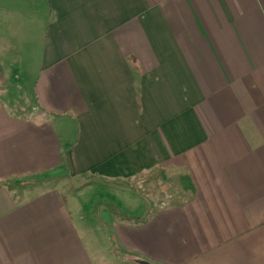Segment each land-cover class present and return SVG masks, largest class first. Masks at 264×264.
<instances>
[{
  "label": "crops",
  "instance_id": "0c3cea01",
  "mask_svg": "<svg viewBox=\"0 0 264 264\" xmlns=\"http://www.w3.org/2000/svg\"><path fill=\"white\" fill-rule=\"evenodd\" d=\"M155 171L187 197L145 195L108 255L57 188L9 187ZM114 245L151 264H264V0H0V264H137Z\"/></svg>",
  "mask_w": 264,
  "mask_h": 264
},
{
  "label": "rangeland",
  "instance_id": "374dc122",
  "mask_svg": "<svg viewBox=\"0 0 264 264\" xmlns=\"http://www.w3.org/2000/svg\"><path fill=\"white\" fill-rule=\"evenodd\" d=\"M9 183L10 188L23 195L30 190H43L50 186L57 188L90 252L100 248L104 255L110 253L108 246H112L113 227L121 223L119 218L126 222L138 216L143 220L153 207L154 203L145 195L156 199L154 201L168 199L173 205L182 202L188 195L184 194L175 176L157 171L136 177L130 181V186L70 179L61 173L49 178L48 174H43Z\"/></svg>",
  "mask_w": 264,
  "mask_h": 264
},
{
  "label": "trees",
  "instance_id": "16d2710c",
  "mask_svg": "<svg viewBox=\"0 0 264 264\" xmlns=\"http://www.w3.org/2000/svg\"><path fill=\"white\" fill-rule=\"evenodd\" d=\"M181 183H182V185L184 186L185 189H187L189 192L190 191L192 192V187L190 186V184H189L190 181L188 180L187 177H182L181 178ZM112 251H113L114 255L117 258H119L120 260H122L124 262H135L136 260H138L135 257L127 255V254L123 253L122 251H120V249L117 248L116 245H114L112 247Z\"/></svg>",
  "mask_w": 264,
  "mask_h": 264
},
{
  "label": "water",
  "instance_id": "95a60500",
  "mask_svg": "<svg viewBox=\"0 0 264 264\" xmlns=\"http://www.w3.org/2000/svg\"><path fill=\"white\" fill-rule=\"evenodd\" d=\"M135 263H137V264H151V263H148L146 261L139 260V259L136 260Z\"/></svg>",
  "mask_w": 264,
  "mask_h": 264
}]
</instances>
